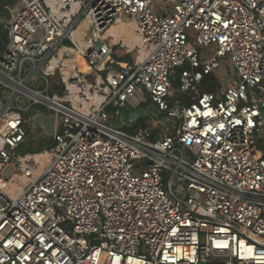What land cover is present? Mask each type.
I'll return each mask as SVG.
<instances>
[{"label": "built area", "instance_id": "built-area-1", "mask_svg": "<svg viewBox=\"0 0 264 264\" xmlns=\"http://www.w3.org/2000/svg\"><path fill=\"white\" fill-rule=\"evenodd\" d=\"M6 8L0 264H264V0Z\"/></svg>", "mask_w": 264, "mask_h": 264}, {"label": "rangeland", "instance_id": "rangeland-1", "mask_svg": "<svg viewBox=\"0 0 264 264\" xmlns=\"http://www.w3.org/2000/svg\"><path fill=\"white\" fill-rule=\"evenodd\" d=\"M0 19L2 20H5V18L3 16L0 17ZM125 58L124 57H120L119 60H124ZM231 68H230V65L228 64V61L227 59H223L222 60V69L220 71H218V73L216 74V77L218 79H222L223 77H225L226 75H231ZM34 111H38V112H41V113H48L49 110L46 109L45 107L41 106V105H35L33 106L26 114H25V117H29L31 113H33ZM120 121H125V118H121ZM121 122H117V121H111L109 122V124L113 125V126H116V127H119L121 128ZM36 134H32V136H35ZM38 149V148H36ZM27 151H32V147H29L28 149H19L17 150L15 153H18V154H23ZM11 168H7L4 170L3 172V175L5 177H9L11 175Z\"/></svg>", "mask_w": 264, "mask_h": 264}, {"label": "trees", "instance_id": "trees-1", "mask_svg": "<svg viewBox=\"0 0 264 264\" xmlns=\"http://www.w3.org/2000/svg\"><path fill=\"white\" fill-rule=\"evenodd\" d=\"M17 0H0V10L4 7H10L15 4ZM7 43V32L0 27V53L5 49ZM218 83L214 79V76H206L201 82L200 89L205 92H212L215 90ZM41 148V147H40ZM32 148V151L39 150Z\"/></svg>", "mask_w": 264, "mask_h": 264}, {"label": "water", "instance_id": "water-1", "mask_svg": "<svg viewBox=\"0 0 264 264\" xmlns=\"http://www.w3.org/2000/svg\"><path fill=\"white\" fill-rule=\"evenodd\" d=\"M1 16H3L7 20L10 19V13L6 7L2 9ZM30 120L33 123V125L38 126L40 130L44 132L46 135L48 136L52 135L55 121H54V117L51 114L43 115L39 113H31Z\"/></svg>", "mask_w": 264, "mask_h": 264}, {"label": "bare ground", "instance_id": "bare-ground-1", "mask_svg": "<svg viewBox=\"0 0 264 264\" xmlns=\"http://www.w3.org/2000/svg\"><path fill=\"white\" fill-rule=\"evenodd\" d=\"M124 29H127V28H125L123 26H118V27H115L112 32H114V34L116 36H118L119 34H122L124 36H127L128 33H126ZM127 42H128L129 45H134L137 42V38H135V37L133 38L132 37V39H127ZM82 69H85V68L83 67Z\"/></svg>", "mask_w": 264, "mask_h": 264}]
</instances>
